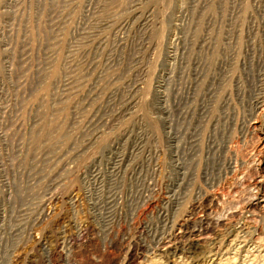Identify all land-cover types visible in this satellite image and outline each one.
<instances>
[{
	"label": "rangeland",
	"instance_id": "1",
	"mask_svg": "<svg viewBox=\"0 0 264 264\" xmlns=\"http://www.w3.org/2000/svg\"><path fill=\"white\" fill-rule=\"evenodd\" d=\"M0 264H264V0H0Z\"/></svg>",
	"mask_w": 264,
	"mask_h": 264
},
{
	"label": "bare ground",
	"instance_id": "2",
	"mask_svg": "<svg viewBox=\"0 0 264 264\" xmlns=\"http://www.w3.org/2000/svg\"><path fill=\"white\" fill-rule=\"evenodd\" d=\"M201 203V202H200ZM201 205V204H200ZM210 226V225H209ZM162 238V237H161ZM242 241V240H241ZM213 245V244H212ZM170 252V251H169ZM172 253V252H171ZM167 255H168V253H167ZM201 255V254H200ZM249 256V255H248Z\"/></svg>",
	"mask_w": 264,
	"mask_h": 264
}]
</instances>
